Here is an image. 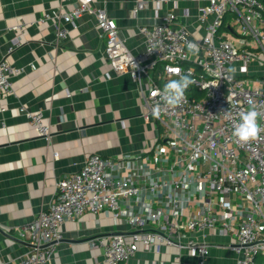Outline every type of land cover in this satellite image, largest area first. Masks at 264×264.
<instances>
[{
	"label": "built area",
	"instance_id": "1",
	"mask_svg": "<svg viewBox=\"0 0 264 264\" xmlns=\"http://www.w3.org/2000/svg\"><path fill=\"white\" fill-rule=\"evenodd\" d=\"M70 1L73 9L47 12L40 21H52L57 37L66 38L69 29L62 20L76 25L82 14L94 15L108 62L117 74H134L142 116L159 121L164 134L143 157L89 154L79 170L58 179L53 199L19 229L30 250L1 264H49L63 238V223L86 211L110 212L128 228L89 241L92 248L103 249L101 264L127 262L140 246L159 251L165 245L188 249L205 264L215 233L233 234L229 246L238 255L236 264H258V256L264 255V132L241 143L233 129L249 101L261 112L259 123L264 126L262 1L209 0L197 14L204 29L201 40L168 11L159 21L140 27L146 44L137 54L120 36L106 7L95 6L93 0ZM143 7L144 2L138 4ZM188 41L199 44L198 54L188 51ZM157 65L167 81L180 75L193 81L183 104L159 116L153 109L161 104L164 86L150 73ZM231 67L234 75L228 73ZM19 72L15 64L0 59V95L14 93L12 78ZM20 110L50 140L43 111L23 104Z\"/></svg>",
	"mask_w": 264,
	"mask_h": 264
},
{
	"label": "crops",
	"instance_id": "2",
	"mask_svg": "<svg viewBox=\"0 0 264 264\" xmlns=\"http://www.w3.org/2000/svg\"><path fill=\"white\" fill-rule=\"evenodd\" d=\"M93 1L97 7H106L135 54L142 53L146 44L140 27L159 21L168 11H174L201 40L204 29L197 14L209 2ZM141 2L145 7L138 8ZM73 8L70 0H0V59L6 58L20 68L12 78L14 93L0 95V264L30 250L19 229L53 199L58 179L79 170L89 154L143 157L164 134L159 121L143 118L134 74H117L108 62L94 15L82 14L76 25L62 20L69 29L66 38L57 37L52 21H40L47 12ZM160 67L150 73L164 86L168 81L162 78ZM143 82L146 87L147 77ZM22 104L43 111L51 127L50 140L29 122L20 110ZM124 229L128 228L106 211H86L75 220H66L61 227L63 238L49 264H101L103 249L92 248L89 241ZM211 238L214 245L205 264H236L238 255L229 246L233 234L215 233ZM153 262L200 264L188 249L166 245L159 251L140 246L122 264ZM258 264H264V255Z\"/></svg>",
	"mask_w": 264,
	"mask_h": 264
},
{
	"label": "clouds",
	"instance_id": "3",
	"mask_svg": "<svg viewBox=\"0 0 264 264\" xmlns=\"http://www.w3.org/2000/svg\"><path fill=\"white\" fill-rule=\"evenodd\" d=\"M186 47L193 55L198 54L199 44L197 42L188 41ZM176 71L179 72L180 70L177 69ZM235 72L234 67L228 69V73L232 75ZM192 83L193 81L189 75H180L178 79L168 81L159 93L161 104L153 109V114L159 116L162 110L175 109L181 106L185 100V92ZM248 103L250 105L249 109L239 112L238 122L233 129V136L241 143L256 140L264 132V126L259 123L261 112L257 110L252 101Z\"/></svg>",
	"mask_w": 264,
	"mask_h": 264
},
{
	"label": "trees",
	"instance_id": "4",
	"mask_svg": "<svg viewBox=\"0 0 264 264\" xmlns=\"http://www.w3.org/2000/svg\"><path fill=\"white\" fill-rule=\"evenodd\" d=\"M261 1H262L263 5H264V0H261ZM263 16H264V8H263Z\"/></svg>",
	"mask_w": 264,
	"mask_h": 264
},
{
	"label": "rangeland",
	"instance_id": "5",
	"mask_svg": "<svg viewBox=\"0 0 264 264\" xmlns=\"http://www.w3.org/2000/svg\"><path fill=\"white\" fill-rule=\"evenodd\" d=\"M160 84L162 85V83H160ZM260 256H263V255H262V254H260V255L258 256L257 260L259 259V257H260Z\"/></svg>",
	"mask_w": 264,
	"mask_h": 264
}]
</instances>
